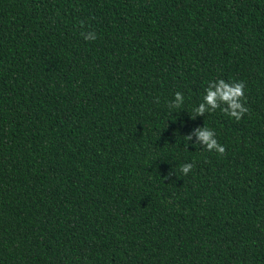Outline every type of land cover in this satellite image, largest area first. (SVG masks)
<instances>
[{"label": "trees", "instance_id": "16d2710c", "mask_svg": "<svg viewBox=\"0 0 264 264\" xmlns=\"http://www.w3.org/2000/svg\"><path fill=\"white\" fill-rule=\"evenodd\" d=\"M0 264H264V0H0Z\"/></svg>", "mask_w": 264, "mask_h": 264}, {"label": "clouds", "instance_id": "9594fccd", "mask_svg": "<svg viewBox=\"0 0 264 264\" xmlns=\"http://www.w3.org/2000/svg\"><path fill=\"white\" fill-rule=\"evenodd\" d=\"M81 25H83V22H81ZM81 35L87 41L97 38L94 31L81 33ZM244 89L245 84L242 81L226 82L224 79L208 81L207 87L204 89L205 94L202 97V102L192 109L190 118L194 120L197 116H205L206 113H212L219 109L222 113L239 121L248 113V108L244 104ZM184 103V94L176 92L174 98L168 102L167 107L170 110L181 109ZM193 136L196 138L193 146H201L206 151H214L221 156L224 155L225 147L218 142L213 129L205 126L196 127L192 133L183 136L186 147ZM192 169L193 164L186 163L180 166L179 171L182 175H187Z\"/></svg>", "mask_w": 264, "mask_h": 264}]
</instances>
